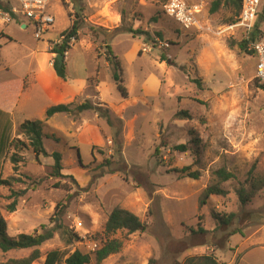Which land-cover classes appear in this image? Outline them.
<instances>
[{
  "label": "rangeland",
  "instance_id": "1",
  "mask_svg": "<svg viewBox=\"0 0 264 264\" xmlns=\"http://www.w3.org/2000/svg\"><path fill=\"white\" fill-rule=\"evenodd\" d=\"M3 1L20 11L19 0ZM211 1L205 0L198 25L189 30L164 14V0H56L48 8L55 23L41 39L20 12L9 23L0 16V31L13 38L0 55L1 65L47 46L51 51L77 19L69 69L83 62L93 68L95 60L90 90L95 104L111 115V125L94 110L46 120L49 155L37 161L31 148L25 150L18 170L9 147L17 133L12 137L10 127L4 133L0 180L10 185H0V208L9 234L40 232L42 224L64 228L39 247L41 257L32 264H45L46 253L56 248L89 253V264H187L188 257L203 254H214L222 264H264V187L247 204L238 196L239 188L264 177V89L255 78L249 45L246 51L238 45L241 30H226L234 23L227 19L238 17L236 8L221 5L212 12ZM107 44L121 62L126 98L113 79ZM180 111L189 116L177 115ZM179 144L187 151L176 149ZM54 151L62 155L59 178L50 176ZM184 167L199 171V178L177 171ZM219 168L235 174L223 183L228 193L212 195L200 207ZM11 191L18 192L14 212L6 210ZM117 206L138 215L147 229L128 238L118 232L114 237L125 238L123 248L99 263L89 242L104 240ZM214 213L235 216L223 225ZM32 250L0 249V259Z\"/></svg>",
  "mask_w": 264,
  "mask_h": 264
},
{
  "label": "trees",
  "instance_id": "2",
  "mask_svg": "<svg viewBox=\"0 0 264 264\" xmlns=\"http://www.w3.org/2000/svg\"><path fill=\"white\" fill-rule=\"evenodd\" d=\"M165 2V0H164ZM221 5H233L237 10V15L240 13V0H212L210 10L216 12ZM0 10L3 12H8L12 17L15 15L11 11V7L8 3L0 0ZM228 22H235L237 18L230 17L227 19ZM264 27V8L259 14L258 22L255 24V28L251 34V38L248 40L242 38L238 42V45L241 49L247 50V45L251 41H254L258 38L261 28ZM80 29V23L77 19L73 20V23L70 28L62 32V35L66 36L65 41L62 44L55 45L51 49V53L63 54L69 48L68 39L72 36H75L78 39V32ZM7 38L10 41H13V38L6 35L3 32H0V39ZM1 47V45H0ZM71 48V47H70ZM106 58L111 64L113 69V79L117 85L118 90L121 92V95L126 98L128 96V90L124 86V80L122 78V66L119 60V57L114 53V50L111 45H106ZM252 57L255 59V53L253 50L249 51ZM54 67L57 71V74L63 79L67 78L66 71V62L64 59L63 64L60 66L57 59L54 60ZM259 86L264 89V84ZM85 110H94L99 115L105 117L107 122L111 125V115L107 107H104L100 104H93L91 101L87 100L82 103L70 102V103H60L50 106L46 110L45 119H35V120H25L17 128V137L11 141L9 147L12 149L11 162L14 164V168L18 170V166L26 162V155L24 154L25 150L32 149L35 158L37 161L40 160L41 156H48V151L44 145V138L46 137L44 133L45 121L50 119L57 113H74L82 112ZM177 115L189 116L187 111H180ZM196 143L198 139L194 140ZM176 149L184 152L187 151L188 147L186 144H179L175 147ZM158 151V149L156 150ZM51 156L54 159V164L52 165V172L50 176L52 177H62V155L58 151L52 152ZM107 163H110L108 161ZM185 176L198 179L200 176L199 171H190V167H184L180 170H177ZM215 181L207 185L204 189V197L201 200V205L206 203L212 195H222L226 196L228 191L224 187L223 183L235 178V174L226 168H219L214 171ZM13 180H17L16 177H12ZM10 185L9 180H0V185ZM264 187V177L256 178L250 183L248 188L241 187L238 189V196L240 202L244 205L247 204L251 199H253L257 193L262 190ZM12 190V189H10ZM17 191H11V194L8 196L9 199H12L10 203L7 204L6 210L8 212H14L17 206ZM234 214H219L214 213V217L219 221L220 224L229 225L233 218ZM42 231L35 233H19L17 235H10L8 232V222L5 216L3 215L0 208V249L3 253H7L10 250H19V249H33L31 253L24 257H10L6 260L0 259V264H32L41 257V251L39 247L46 242L47 240L54 237L56 232L63 233L64 228L61 223L57 224L54 227H47V225H41ZM147 225L144 221L140 219L138 215L127 208L121 206L115 207L108 216L104 227V235L106 236L104 240H100V247L95 253V258L97 262H102L108 256L119 252L125 243V238H128L129 235L134 234L138 231H145ZM118 232H125V238L114 237ZM97 239V238H96ZM91 261V255L85 253L79 249L74 250L73 252L66 253L60 249H52L46 253L45 264H89ZM154 260H151L150 264ZM187 264H222L220 260L214 254H203L190 256L186 259Z\"/></svg>",
  "mask_w": 264,
  "mask_h": 264
},
{
  "label": "crops",
  "instance_id": "3",
  "mask_svg": "<svg viewBox=\"0 0 264 264\" xmlns=\"http://www.w3.org/2000/svg\"><path fill=\"white\" fill-rule=\"evenodd\" d=\"M0 16L5 23L13 20L5 21V12L1 10ZM22 27L25 28L27 25L23 24ZM2 32L10 36L8 32L4 30ZM10 42L12 41L7 38L0 39V55ZM48 48L49 46L44 51L33 50L12 63L1 65L0 62V148L8 127L12 128V137H14L23 121L44 119L46 110L52 105L70 102L79 104L87 100L95 104L96 95L91 92L89 85V78L96 73L95 60L93 68L83 62L82 65L78 64L76 71L72 72L68 64L70 60L65 57L67 78L63 79L57 74L52 53L47 50ZM87 111L90 110L74 113L81 114ZM60 114L69 115V113H57L48 121L54 120ZM246 240L241 241L240 245ZM238 248L239 245L236 251Z\"/></svg>",
  "mask_w": 264,
  "mask_h": 264
},
{
  "label": "built area",
  "instance_id": "4",
  "mask_svg": "<svg viewBox=\"0 0 264 264\" xmlns=\"http://www.w3.org/2000/svg\"><path fill=\"white\" fill-rule=\"evenodd\" d=\"M56 0H19L20 11L11 8L12 13L16 16L18 12L25 18L29 19L35 27V37L41 39L42 35L49 31L50 27L55 23V17L48 12L49 6ZM69 1V0H61ZM85 1V0H84ZM105 3H114L118 0H99ZM263 0H240V13L234 23L226 26V30H241L243 38L250 39L251 33L258 22L259 14L263 10L261 7ZM205 0H165L163 3V12L172 18L184 30H189L198 25V15L202 12ZM13 17L5 12V21L9 22ZM66 39L65 35H60L59 40L52 43L51 49L58 44H62ZM69 48L64 53L67 57L70 47L76 42V37L72 36L68 39ZM249 48L255 53L256 75L255 78L260 84H264V27L261 28L258 38L249 43ZM57 54V53H56ZM55 54V56H56ZM264 141V132H263ZM80 225L82 224L79 222ZM89 248L97 251L100 243L92 239L89 242Z\"/></svg>",
  "mask_w": 264,
  "mask_h": 264
},
{
  "label": "water",
  "instance_id": "5",
  "mask_svg": "<svg viewBox=\"0 0 264 264\" xmlns=\"http://www.w3.org/2000/svg\"><path fill=\"white\" fill-rule=\"evenodd\" d=\"M64 55L63 54H56V59L58 61V64L61 66L64 62Z\"/></svg>",
  "mask_w": 264,
  "mask_h": 264
}]
</instances>
